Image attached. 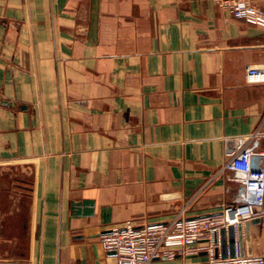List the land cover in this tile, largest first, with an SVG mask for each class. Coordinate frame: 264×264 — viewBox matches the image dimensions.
Returning <instances> with one entry per match:
<instances>
[{"label":"crops","instance_id":"0c3cea01","mask_svg":"<svg viewBox=\"0 0 264 264\" xmlns=\"http://www.w3.org/2000/svg\"><path fill=\"white\" fill-rule=\"evenodd\" d=\"M263 65L264 16L212 0H0V264H114V228L219 215ZM244 237L264 255V220Z\"/></svg>","mask_w":264,"mask_h":264},{"label":"built area","instance_id":"2783aa9c","mask_svg":"<svg viewBox=\"0 0 264 264\" xmlns=\"http://www.w3.org/2000/svg\"><path fill=\"white\" fill-rule=\"evenodd\" d=\"M219 8L249 20L264 13L257 0H212ZM250 85L264 84V65L249 66ZM264 133L258 129L249 136L226 140L227 162L216 176L226 175L237 185L234 199L222 205L217 216L189 218V204L166 222L135 225L127 222L101 238L106 252L115 253L114 264H264V255L241 256L238 226L264 220ZM215 176V177H216ZM234 230V255L230 245L223 251L221 233Z\"/></svg>","mask_w":264,"mask_h":264},{"label":"water","instance_id":"95a60500","mask_svg":"<svg viewBox=\"0 0 264 264\" xmlns=\"http://www.w3.org/2000/svg\"><path fill=\"white\" fill-rule=\"evenodd\" d=\"M249 228H250V222L243 224H240L238 226V235H239V242H240V248H241V256H245V237L244 233L247 236V241H249ZM222 242L224 238H227V232L226 230H223L221 233ZM228 245H230L232 250V255H234V230L231 228L229 230V240L227 239ZM228 247V246H227ZM115 255V253H113Z\"/></svg>","mask_w":264,"mask_h":264},{"label":"rangeland","instance_id":"374dc122","mask_svg":"<svg viewBox=\"0 0 264 264\" xmlns=\"http://www.w3.org/2000/svg\"><path fill=\"white\" fill-rule=\"evenodd\" d=\"M227 246H228L227 238H224V239H223V251H224V252L227 251Z\"/></svg>","mask_w":264,"mask_h":264}]
</instances>
